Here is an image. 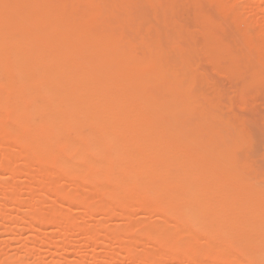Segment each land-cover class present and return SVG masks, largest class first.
Segmentation results:
<instances>
[{"label":"bare ground","instance_id":"1","mask_svg":"<svg viewBox=\"0 0 264 264\" xmlns=\"http://www.w3.org/2000/svg\"><path fill=\"white\" fill-rule=\"evenodd\" d=\"M164 1L0 0V264H264L242 129L133 10Z\"/></svg>","mask_w":264,"mask_h":264},{"label":"rangeland","instance_id":"2","mask_svg":"<svg viewBox=\"0 0 264 264\" xmlns=\"http://www.w3.org/2000/svg\"><path fill=\"white\" fill-rule=\"evenodd\" d=\"M245 1L165 0L169 6L164 4L163 12L152 10L139 2L135 4L137 8L133 7V10L145 19L152 16L157 23L162 19V28L160 24L155 26L153 21L150 22L156 28L159 26L157 28L159 30L164 27L166 29H163L165 37L163 41L160 39L159 43L161 45L164 41L168 45L170 43L171 45L165 47L170 48L167 51H171V55L180 51L192 58L194 69L197 75H200L197 76L200 83L196 84L200 92H206L204 95L216 105L217 113L220 111L218 114L221 113L236 127L242 129V146L238 156L249 184L248 192H242V203L243 206L250 207L251 219L264 223V70L260 67L261 65L264 67V14H261L264 1L260 11L251 10L248 1ZM240 2L241 7L245 8L239 9ZM236 4L238 7H235ZM165 7L173 8L169 10ZM242 13L247 15L243 17ZM250 20L253 21L252 25ZM245 34L251 35L252 44L245 42ZM208 38L222 44L217 49L218 53L214 54L217 59L215 61L204 49ZM168 40L171 42L167 43ZM255 71L261 72L262 76L255 78L253 76ZM254 154L256 156H253ZM45 257L48 256L44 255V259Z\"/></svg>","mask_w":264,"mask_h":264}]
</instances>
